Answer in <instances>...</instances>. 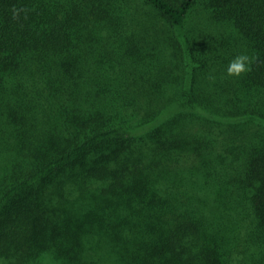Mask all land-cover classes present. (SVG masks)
Wrapping results in <instances>:
<instances>
[{
  "label": "trees",
  "instance_id": "obj_1",
  "mask_svg": "<svg viewBox=\"0 0 264 264\" xmlns=\"http://www.w3.org/2000/svg\"><path fill=\"white\" fill-rule=\"evenodd\" d=\"M0 264H264V0H0Z\"/></svg>",
  "mask_w": 264,
  "mask_h": 264
},
{
  "label": "clouds",
  "instance_id": "obj_2",
  "mask_svg": "<svg viewBox=\"0 0 264 264\" xmlns=\"http://www.w3.org/2000/svg\"><path fill=\"white\" fill-rule=\"evenodd\" d=\"M256 57L249 56L246 53H241L232 58L226 69V76L240 77L251 70L252 64L255 62Z\"/></svg>",
  "mask_w": 264,
  "mask_h": 264
}]
</instances>
